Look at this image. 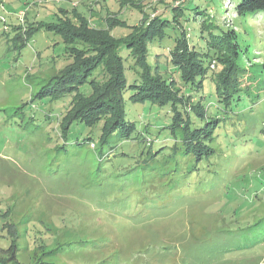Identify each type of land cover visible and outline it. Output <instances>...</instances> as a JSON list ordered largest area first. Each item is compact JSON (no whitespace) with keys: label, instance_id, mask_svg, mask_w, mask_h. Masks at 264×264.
I'll return each mask as SVG.
<instances>
[{"label":"rangeland","instance_id":"rangeland-1","mask_svg":"<svg viewBox=\"0 0 264 264\" xmlns=\"http://www.w3.org/2000/svg\"><path fill=\"white\" fill-rule=\"evenodd\" d=\"M238 1L0 0L1 247L14 240L24 263L42 258L70 264H264V243L230 247L231 231L264 215V15L237 16ZM177 3H185L183 27L198 51L205 50L200 24L208 13L209 21L236 31L244 84L252 83L249 91L260 96L255 104L230 112V118L218 111L223 119L209 143V162L180 176L172 161H161L163 154L150 160L149 138L167 125L166 108L131 102L130 89L124 94L126 119L136 124L143 140L118 142L113 135V148L102 157L96 140L74 147L90 128L73 123L67 141L59 132L68 107L62 105L58 114L56 104L68 105L70 95L51 102L43 111L45 127L39 123L42 104L32 101L34 94L71 60L49 27L57 18L75 21L74 11L90 27L121 38L129 28L118 19L136 25L142 16L167 13ZM197 3L204 4L207 15L193 10ZM30 28L36 30L31 36ZM166 31L160 46L149 45L148 62L158 73L165 72L167 44L177 33L172 26ZM120 52L127 84L138 82L129 51ZM210 67L217 69L216 63ZM204 83L211 104L216 100L213 84ZM81 91L88 93V85ZM214 110L205 111L207 118Z\"/></svg>","mask_w":264,"mask_h":264},{"label":"trees","instance_id":"trees-1","mask_svg":"<svg viewBox=\"0 0 264 264\" xmlns=\"http://www.w3.org/2000/svg\"><path fill=\"white\" fill-rule=\"evenodd\" d=\"M227 1L232 4V0ZM170 7L167 13L144 15L138 24L132 26L127 25L125 20L118 19L121 24L125 23L124 27L129 28L121 38L90 27L88 20L76 15L74 11L75 21L57 18L59 22L52 23L49 27L61 37L65 52L71 60L57 73L48 76L46 83L34 94L32 101L42 104V109L37 113L39 123L45 127L43 111L50 109L51 102L70 95L68 105L63 102L56 104L59 106L58 114L62 113V105L68 107L58 122L59 132L67 141L73 123L90 128V133L81 141L76 140L74 147H89L90 140H96L99 157H102L113 148V135L114 141L118 142L135 138L143 140L136 124L126 119L124 94L130 89L131 102H148L149 109L153 105L166 108L167 125L160 127L154 138H149L150 160L157 153L163 154L161 161H172V169L178 171L180 176H186L191 171L198 170L199 165L204 166L205 162H209L213 156V147L209 143L214 139V130L220 128V120L223 119L217 114L218 111L226 112L230 118V112L239 111L247 103L255 104L254 101H259L260 96L249 91L253 87L252 83L244 84L245 70L239 65L241 49L233 28L226 26L223 29L221 23L209 21L212 16L208 13V17L200 24L205 50L198 51L190 44L187 29L183 27L185 3L171 4ZM234 9L237 16L264 15V0H239ZM193 10L207 15L204 4L197 3ZM171 26L177 33L173 42L167 44L169 53L165 72L158 73V67L153 68L148 62L149 45L155 43L152 48L160 46L167 36V28ZM40 27L41 24L38 28ZM35 32L32 29L27 35L31 36ZM164 46L165 44L161 47ZM122 48H126L129 51L127 56L134 60L133 67L137 69L138 82L127 84V66L124 64L125 57L120 52ZM158 54L159 52L155 53V56ZM156 59L160 63V59ZM212 63L217 65L215 71L210 67ZM98 67L100 71L94 77L93 73ZM207 79L213 84L216 97L211 104L204 95V82ZM85 85L89 87L88 93L81 91V87ZM211 106L215 107V114L207 118L205 111ZM163 132L166 135L159 137ZM155 144L158 147L153 151ZM103 147H106L105 151ZM230 235V247L235 250L250 249L252 245L264 243V215L244 228L231 231ZM4 245L3 242L2 247L0 246V264H70L42 258L24 263L16 256L14 240L7 247ZM247 246L248 248H244Z\"/></svg>","mask_w":264,"mask_h":264}]
</instances>
